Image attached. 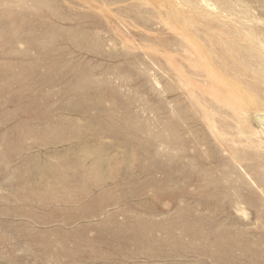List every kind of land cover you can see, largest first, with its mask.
I'll list each match as a JSON object with an SVG mask.
<instances>
[{
    "label": "rangeland",
    "instance_id": "rangeland-1",
    "mask_svg": "<svg viewBox=\"0 0 264 264\" xmlns=\"http://www.w3.org/2000/svg\"><path fill=\"white\" fill-rule=\"evenodd\" d=\"M0 264H264V0H0Z\"/></svg>",
    "mask_w": 264,
    "mask_h": 264
}]
</instances>
